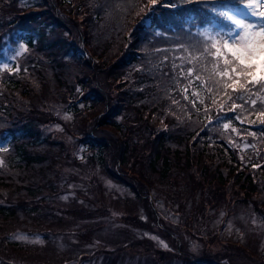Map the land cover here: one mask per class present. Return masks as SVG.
Instances as JSON below:
<instances>
[{"label": "trees", "instance_id": "obj_1", "mask_svg": "<svg viewBox=\"0 0 264 264\" xmlns=\"http://www.w3.org/2000/svg\"><path fill=\"white\" fill-rule=\"evenodd\" d=\"M144 1L0 0V55L8 43L25 45L12 70L0 72V139L8 140V148H0V254L17 249L7 237L12 232H40L44 227L38 229L37 222L56 221L60 231L71 230L82 242L93 240L75 221L58 213L43 215L46 185L61 174L59 161L69 158L61 131L58 135L44 127L56 118L45 107L50 95L83 105L68 108L70 122L61 126L82 148L97 153L107 178L132 190L131 198H123L124 224L151 229L132 209L147 207L155 215L149 192L160 183L178 187L180 179L184 186L201 189L195 193L206 199L204 207L213 202L208 194L215 193L216 209L228 210L220 204L224 201H241L254 204L264 217V125L250 106L249 111H230L222 86L213 85L201 63L188 62L202 47L201 33L219 30L225 22L210 4L172 0V7L158 0L144 24L143 14L152 7ZM81 40L80 50L74 42ZM189 67L195 70L185 78ZM256 107L264 109V103L258 101ZM92 182L102 208L103 186ZM57 188L65 190L50 189L56 193ZM81 211L67 212L76 216ZM171 233L165 230L164 236L176 242ZM128 245L141 247L150 256L148 264H178L175 259L182 264H236L233 245L224 244L207 259L181 246L165 259L168 249L147 237ZM42 258L44 264L52 262L50 256Z\"/></svg>", "mask_w": 264, "mask_h": 264}, {"label": "rangeland", "instance_id": "obj_2", "mask_svg": "<svg viewBox=\"0 0 264 264\" xmlns=\"http://www.w3.org/2000/svg\"><path fill=\"white\" fill-rule=\"evenodd\" d=\"M146 13L147 9L143 15L145 16ZM83 42L84 40L80 43L74 42V45L81 50ZM24 48L25 45L22 43L14 47L10 43L6 44L0 55V72L4 71L2 70L4 68L13 66L14 57L21 54ZM5 65L7 67H4ZM68 101V98L50 95L45 103V107L48 108L47 113L53 114L56 118L50 119L44 127L47 132L58 135L61 131L60 137L63 139L69 158L65 156L59 161L60 165L57 168L61 174L55 175L46 185L44 213L43 211L42 213L46 217L58 213V216L64 217L67 222L75 221L76 228L83 230L84 233L87 232L93 240L82 242L77 234L70 233L71 230L66 233L60 231L56 221L46 224L37 222L38 229L40 225L44 227L40 232L16 230L7 236L14 240L12 245L17 249L10 247L9 253L2 252L0 264H6L5 262L44 264V260L41 261L42 257L49 256L52 262L48 264H148L150 256L143 252L141 247L132 248L128 245L133 239L144 237L149 238L161 250L168 249L165 259L169 258L171 252L178 254L175 247L179 246L196 257L203 254L202 258L207 259V256L215 254L217 250L220 251V247L224 248L226 244L234 246L232 251L237 254L234 257L236 264H261L262 261L264 263V217L255 210L254 204L241 201L234 204L232 200L220 203L226 204L230 210L228 212L224 208H214L212 203L216 204L217 198L215 193H209L208 198L213 202H208L204 207L206 199L203 201L202 196L195 193L199 188L184 186L181 179L177 182L178 187L160 183L161 185L149 192L151 209L153 214L157 215L149 214V209H145L147 207L138 211L132 209V213L150 223L151 229L142 230L124 224L121 219L127 210L122 206L123 198H131L133 192L107 178L101 163L98 162L97 153L82 148L77 138L71 137L65 131L68 129L61 126V123L70 122L71 115L68 108L76 105L83 107L77 101L69 104ZM7 142L8 140L0 141V148L5 147ZM75 152L77 156L72 157ZM76 173L78 175L72 178L71 176ZM93 180L100 181L104 189L105 206L102 208H100L101 202L96 197ZM54 186L63 187L65 190L61 193L57 188L55 193L50 189ZM110 198L120 201L116 202ZM79 207L85 211L74 213L76 216L72 212H67L77 210ZM165 230L174 234L175 237L172 233L170 237L176 242H171L164 236ZM50 244L54 245L53 248L46 249L47 246L51 247ZM121 248H123L122 253L118 254ZM157 258L155 257L154 262ZM173 261L182 264L179 259ZM223 261L229 264L228 261Z\"/></svg>", "mask_w": 264, "mask_h": 264}, {"label": "snow or ice", "instance_id": "obj_3", "mask_svg": "<svg viewBox=\"0 0 264 264\" xmlns=\"http://www.w3.org/2000/svg\"><path fill=\"white\" fill-rule=\"evenodd\" d=\"M196 2L213 5L211 11L225 23L219 30L206 29L201 33L204 37L202 47L195 49L196 54L191 56L189 64L193 61L201 63L202 70L209 72L213 85L222 86L223 95L227 97L226 103L231 102L230 111L240 108L241 112H245L249 111L247 106H250V110L258 116L260 124L264 125V109L257 111L256 107L258 101L264 103V0ZM147 3L152 7L147 9L142 23L154 14L158 0H147ZM169 5L176 6L172 0H165L164 6ZM194 70V67H189L185 78L192 76ZM196 79L199 80L200 77L196 76ZM212 102L216 103V100L212 98ZM236 119L239 120L240 116L237 115ZM230 123L231 121L225 123L223 127L228 129ZM232 131L237 129L233 128ZM250 134L256 135L254 132Z\"/></svg>", "mask_w": 264, "mask_h": 264}, {"label": "bare ground", "instance_id": "obj_4", "mask_svg": "<svg viewBox=\"0 0 264 264\" xmlns=\"http://www.w3.org/2000/svg\"><path fill=\"white\" fill-rule=\"evenodd\" d=\"M146 24H148V23H146Z\"/></svg>", "mask_w": 264, "mask_h": 264}]
</instances>
